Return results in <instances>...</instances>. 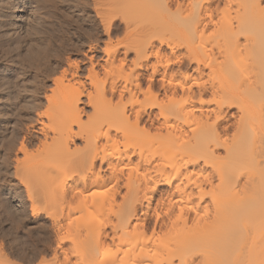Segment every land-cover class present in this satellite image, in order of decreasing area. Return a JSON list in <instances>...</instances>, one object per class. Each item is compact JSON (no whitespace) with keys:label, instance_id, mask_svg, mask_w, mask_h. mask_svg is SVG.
Segmentation results:
<instances>
[{"label":"bare ground","instance_id":"bare-ground-1","mask_svg":"<svg viewBox=\"0 0 264 264\" xmlns=\"http://www.w3.org/2000/svg\"><path fill=\"white\" fill-rule=\"evenodd\" d=\"M99 7L102 62L65 66L55 84L74 83L47 98L42 150L22 142L16 158L21 175L54 179L43 192L69 193L92 214L78 222L83 244L63 248L70 230L59 233L61 264L74 248L85 264H264V63L250 74L236 60L264 48V0ZM228 116L239 135L219 131Z\"/></svg>","mask_w":264,"mask_h":264},{"label":"rangeland","instance_id":"rangeland-1","mask_svg":"<svg viewBox=\"0 0 264 264\" xmlns=\"http://www.w3.org/2000/svg\"><path fill=\"white\" fill-rule=\"evenodd\" d=\"M113 1L0 0V264H61L65 255L63 257V249L58 247L59 233L68 236L70 230V236L63 241V248L81 245L86 238L80 224L92 214H86L69 193L64 194L58 189L56 192L50 189V192H43L42 185H50L54 179L47 174L33 178L21 175L17 172L16 158L22 157L19 151L22 142L34 155L42 150L38 138L42 137V129L51 125L55 113L51 111L49 116L45 113L47 98L52 96L54 103L59 87L64 91L66 86L74 83L66 81L59 87L55 84L56 77L65 66L78 61L85 69L90 66L91 55H96L95 59L102 62L104 55L99 50L108 38L94 9L100 6V9L108 10ZM126 6L124 9L130 13L133 8ZM253 14L263 13L256 10ZM170 16L175 19L178 14ZM121 33L113 35V41L122 38ZM180 33L174 37L178 43ZM182 38L181 42L185 40ZM92 46H96L98 51L90 52ZM164 49L169 51L165 46ZM263 58L264 48L256 44L240 53L236 60L247 66L246 72L251 74L260 69ZM183 65L185 71L187 62ZM86 87L92 88L88 80ZM87 111L91 110L88 108ZM229 111L235 112V108ZM233 118L228 116V121L219 123V131L222 129V133L231 137L239 135ZM163 188L161 186L160 189ZM48 193L49 196L46 195ZM102 216L100 218L108 219L106 214ZM72 223L76 226L73 227ZM148 223L151 225L153 221L149 219ZM70 238H76V243ZM74 249H71L73 252L67 251L70 253L68 262L85 264L81 263V257Z\"/></svg>","mask_w":264,"mask_h":264}]
</instances>
